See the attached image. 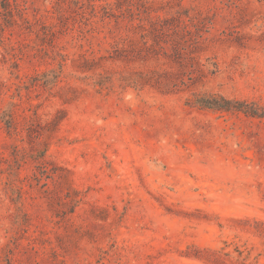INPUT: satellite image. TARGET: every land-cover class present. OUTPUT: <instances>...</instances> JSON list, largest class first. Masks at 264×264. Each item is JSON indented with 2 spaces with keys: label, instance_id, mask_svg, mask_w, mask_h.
<instances>
[{
  "label": "rangeland",
  "instance_id": "1",
  "mask_svg": "<svg viewBox=\"0 0 264 264\" xmlns=\"http://www.w3.org/2000/svg\"><path fill=\"white\" fill-rule=\"evenodd\" d=\"M0 264H264V0H0Z\"/></svg>",
  "mask_w": 264,
  "mask_h": 264
}]
</instances>
